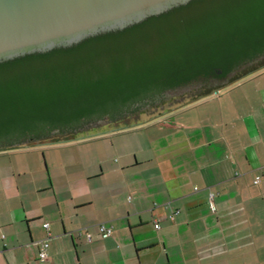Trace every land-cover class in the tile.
Returning a JSON list of instances; mask_svg holds the SVG:
<instances>
[{"label": "crops", "instance_id": "0c3cea01", "mask_svg": "<svg viewBox=\"0 0 264 264\" xmlns=\"http://www.w3.org/2000/svg\"><path fill=\"white\" fill-rule=\"evenodd\" d=\"M205 102L0 152V264H264V85Z\"/></svg>", "mask_w": 264, "mask_h": 264}, {"label": "trees", "instance_id": "16d2710c", "mask_svg": "<svg viewBox=\"0 0 264 264\" xmlns=\"http://www.w3.org/2000/svg\"><path fill=\"white\" fill-rule=\"evenodd\" d=\"M263 58L264 0H192L71 47L1 62L0 152L117 122L167 92Z\"/></svg>", "mask_w": 264, "mask_h": 264}, {"label": "water", "instance_id": "95a60500", "mask_svg": "<svg viewBox=\"0 0 264 264\" xmlns=\"http://www.w3.org/2000/svg\"><path fill=\"white\" fill-rule=\"evenodd\" d=\"M190 1L0 0V63L71 47L100 34L123 30ZM212 82L218 81L206 83ZM206 83H194L167 92L162 100ZM105 123L109 122H99L82 131ZM52 136L62 135L55 133Z\"/></svg>", "mask_w": 264, "mask_h": 264}, {"label": "rangeland", "instance_id": "374dc122", "mask_svg": "<svg viewBox=\"0 0 264 264\" xmlns=\"http://www.w3.org/2000/svg\"><path fill=\"white\" fill-rule=\"evenodd\" d=\"M260 61L264 63V58L247 65L236 74L228 77L225 80L206 83L183 91L169 98H166L161 102L154 104L153 106H148L134 115H127L117 122L101 124L94 128H88L85 131H79L60 137H50L49 139L38 142L43 143L42 145L36 146H38L39 148H45L47 146V143L81 139L84 137L93 136L98 133H125L126 131L135 132L138 128L146 124L150 125L153 123V125H155L158 120L163 119L164 117L166 118L167 116L170 118L172 117L173 120H176L177 117H174V113L178 109L184 108L190 104L193 107L195 106L199 108L201 107V105H204V103H206V100L208 101L209 99H224L225 101H230V98H233L234 100H237L245 92H247V88L250 87V85H264V68H261L257 70V72L250 74L244 80H240L237 83H231L232 78H234L235 76H239L241 73L248 72L250 71V69H258V67H260L261 65L259 64ZM207 91L214 93L209 97L202 98L194 102L197 98L204 95ZM32 144L34 143L30 142L28 145ZM197 190L198 189L196 188L195 191ZM157 227L159 228V225H157Z\"/></svg>", "mask_w": 264, "mask_h": 264}, {"label": "built area", "instance_id": "2783aa9c", "mask_svg": "<svg viewBox=\"0 0 264 264\" xmlns=\"http://www.w3.org/2000/svg\"><path fill=\"white\" fill-rule=\"evenodd\" d=\"M263 175H264V171H263ZM261 177L258 176L255 178L254 180V184L257 185L261 182ZM48 227L49 225L47 223H44L43 224V228L47 231L48 230ZM157 228V226H156ZM98 233H99V236L103 239L105 238H108L111 236L112 234V230L110 227H107L105 225H99L98 226ZM48 243H47V240H43L40 242V246H39V250H38V260L41 262V263H44L46 262L47 258H48Z\"/></svg>", "mask_w": 264, "mask_h": 264}, {"label": "flooded vegetation", "instance_id": "af4514ba", "mask_svg": "<svg viewBox=\"0 0 264 264\" xmlns=\"http://www.w3.org/2000/svg\"><path fill=\"white\" fill-rule=\"evenodd\" d=\"M231 75H232V74H231ZM229 76H230V75H229ZM229 76H228V77H229ZM228 77H226V78H224V79H222V80H225V79H227ZM213 80H216V81H222V80H220V79H218V80H217V79H213ZM205 83H206V82H205Z\"/></svg>", "mask_w": 264, "mask_h": 264}]
</instances>
